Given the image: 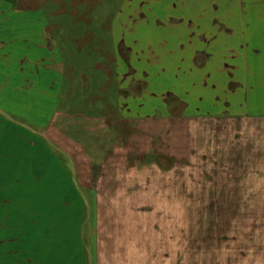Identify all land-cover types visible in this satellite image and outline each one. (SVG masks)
Returning <instances> with one entry per match:
<instances>
[{
  "label": "rangeland",
  "instance_id": "rangeland-1",
  "mask_svg": "<svg viewBox=\"0 0 264 264\" xmlns=\"http://www.w3.org/2000/svg\"><path fill=\"white\" fill-rule=\"evenodd\" d=\"M7 1L0 117L44 171L38 200L0 187V240H21L0 264H264V107L244 100L241 28L264 0ZM23 18L61 45L40 69L35 47L20 64Z\"/></svg>",
  "mask_w": 264,
  "mask_h": 264
},
{
  "label": "crops",
  "instance_id": "crops-1",
  "mask_svg": "<svg viewBox=\"0 0 264 264\" xmlns=\"http://www.w3.org/2000/svg\"><path fill=\"white\" fill-rule=\"evenodd\" d=\"M0 2L3 3L0 6V8L6 9L7 7H4V5L8 1L0 0ZM263 9L264 8H262L261 10ZM247 20L248 19L246 17V24L244 25V28L243 26L241 27L242 29L246 30L245 32V54H244L245 56L244 61L246 62V65L244 67L245 69L244 71L246 73V76H245L246 81H245V99L244 100L246 101V103H249V102H252L253 99H255V101L260 103V106L262 105V108H263L264 107V103H263L264 97L262 94L264 90V66H263V62H264V18L263 20L258 19L256 22H252V20L251 21H247ZM2 25L6 26L7 28H10L9 27L10 21L8 22L5 21L3 23L2 22L0 23V29L8 30V29H5V27H3ZM32 25L33 24H31V27ZM42 26H43L42 28L32 33L33 36L31 37V41H30L28 39L29 38L28 30L30 29V24L27 23L24 20V18L20 22L21 37H20L19 44L21 46L22 53L24 49V52L27 55L24 58L21 57V60L19 61H20V64L21 65L23 64V67L25 68H27V66L29 65V58H28L29 52L34 53L33 47H35V49L37 50L38 55H42L46 52L48 48V43L50 42V44L55 47V49L52 48V50L55 51L56 54L59 53V46H61L60 43L58 42V44L56 45L54 41V37H51L47 32L48 30L44 29V26H45L44 23ZM241 28H235V29H241ZM10 32L13 33V29L10 30ZM35 40L37 42H35ZM7 41L1 40L0 42H4V44L6 45L5 47L8 46L10 48L18 44L17 40L13 41L12 38L10 41H8L10 43L7 44ZM97 42H95L94 46H98ZM104 44L108 45L106 41H104ZM112 45H115V44H112ZM30 46L32 48L31 51L29 50ZM253 46H255L256 48L255 49L252 48ZM10 52H11L10 57L11 56L14 57V58L12 57V62H17L18 57L11 51V49H10ZM43 61L45 62V55H42L41 57H37L36 62H37L39 69L42 66V64L40 63H43ZM247 62L256 63V65L254 66L256 67L254 68L255 71H252L253 73L252 72L250 73L251 67L249 68ZM257 64H259L260 68H257L258 67ZM83 73L86 74L85 72ZM27 76L28 75H26V77ZM95 76L100 78L101 75L100 73H96ZM95 76H93V78ZM257 87L261 88L260 90L261 95H258L257 97L252 98L253 94H258ZM119 101H120V98H119ZM119 101L117 100V103ZM6 123L7 121L3 119L2 117H0V187L1 186L10 187V185H15V186H18L19 188H23V186L26 185L30 189L31 188L36 189L35 190L36 193L34 196L36 200H38L39 195H40L39 191L40 189H42V186H43V181L41 182L43 178L41 177V179L39 180V176L43 175L44 168H40L38 164H36L35 167H33V172L31 174L29 173V167H28V161H29L28 154L29 153H28V135H27L28 133L27 132L26 134L20 133V135H17L19 139L18 147H17L18 149L14 153L13 148H12V142L14 138L13 126H12V123L9 122V129L6 130ZM19 128H17L16 130L17 133L20 132L19 130H21V132L23 130L22 128L20 129ZM95 138L98 140L97 137ZM23 142H24V148H23ZM25 175L30 176V178L25 177ZM1 176H4V180L1 179ZM9 176H11V178H9ZM30 179L31 181H28ZM18 187H16L15 189H17ZM10 188L13 189L12 186ZM9 201H12V200L6 201L5 204H9ZM7 239L6 240L1 239L0 245L7 243L8 245H12V244L16 245L15 249H18V247H20L21 240L19 238L18 239L17 238H7ZM43 244L44 243L42 242V251H43V247H45V245ZM32 262L37 264L36 261H32ZM32 262L30 260H27V261L19 260L16 264H32ZM48 264H56V262L50 259Z\"/></svg>",
  "mask_w": 264,
  "mask_h": 264
}]
</instances>
